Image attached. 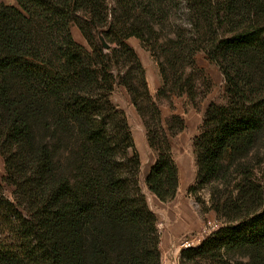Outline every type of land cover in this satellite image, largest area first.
Returning a JSON list of instances; mask_svg holds the SVG:
<instances>
[{
	"label": "trees",
	"instance_id": "1",
	"mask_svg": "<svg viewBox=\"0 0 264 264\" xmlns=\"http://www.w3.org/2000/svg\"><path fill=\"white\" fill-rule=\"evenodd\" d=\"M15 1L0 0V153L14 187L12 199L0 190V264H161L141 160L111 95L119 84L130 94L157 152L145 183L171 202L179 180L170 134L184 122L165 123L159 101L197 97L200 51L226 86L193 140L197 185L228 224L182 259L205 264L207 253L244 248L249 264H264V0ZM97 34L117 46L105 52ZM130 37L158 66L156 97Z\"/></svg>",
	"mask_w": 264,
	"mask_h": 264
},
{
	"label": "rangeland",
	"instance_id": "2",
	"mask_svg": "<svg viewBox=\"0 0 264 264\" xmlns=\"http://www.w3.org/2000/svg\"><path fill=\"white\" fill-rule=\"evenodd\" d=\"M2 1L9 5L17 4L15 0ZM71 32L76 42L87 49H91L76 23H72ZM100 37L97 34V41L101 46H103L102 41L109 46L110 44L112 47L117 46L115 43L109 44L103 36ZM124 42L133 49V46L138 45V42L140 43L141 48L137 55L143 64L146 73L149 72L151 75L153 72L154 81L156 82L157 80L159 82L157 89L153 88L154 90L150 91L152 96L156 97L157 91L162 85V78L156 62L151 57L150 52L142 47L141 42L137 37L127 38ZM104 49L105 52L108 51V48ZM195 65L200 71L197 73L196 78L197 97L191 99L187 95L181 97L172 96L169 99H161L159 101L162 119L165 123L171 122L174 116H178L184 122L182 131H179L181 126L179 122H172L174 134H169L174 162L178 169L177 162L175 161V159H177L180 169H184L185 183L187 187L184 188V190L181 188L180 191H178L176 198L171 202L163 203L155 199V203H152L151 200H149V196H151L152 192L148 189L143 174L145 170L148 168L150 169L153 165L150 163L153 155H155V157L157 156V152L153 151L149 145L147 130L137 112V109L131 101L127 89L119 84L111 95L112 102L119 109L125 111L128 123L131 127L135 147L130 151V154L136 151L141 160L139 182L148 206L154 212L158 220L157 226L161 239V264H186L185 260L182 259V252L184 250L198 248L206 240L217 238L214 234L228 224L223 219L219 218L214 210L210 209L211 192L207 186L202 187L197 185V175L196 178L192 180L193 177L191 170L193 166V158L195 161L193 140L200 132L210 102H224L226 86L225 79L218 66L211 62L202 51L196 54ZM127 70L128 67L122 68L121 66H116L114 72L116 74L119 72L125 74ZM261 151H264V145L261 148ZM255 173L258 177L261 176L259 170L255 171ZM190 186H193L191 192L188 190ZM0 190L8 198H13L14 187L8 184L6 180L5 159L1 153ZM185 242L190 243L191 247H183V243ZM246 252L247 250L244 248L227 251L223 247L214 255L207 253L201 261L205 264H249L250 258L246 255Z\"/></svg>",
	"mask_w": 264,
	"mask_h": 264
},
{
	"label": "crops",
	"instance_id": "3",
	"mask_svg": "<svg viewBox=\"0 0 264 264\" xmlns=\"http://www.w3.org/2000/svg\"><path fill=\"white\" fill-rule=\"evenodd\" d=\"M133 47H134L136 53L139 54V49L141 48L140 43L138 42V45L133 46ZM146 75H147V80H148V83H149L150 91H153L154 89H157V86H159V82L157 80H156V82L154 81L153 72H152L151 75H150L149 72H147ZM192 155H193V153H192ZM155 160H156V157H155V155H153V158H152L150 164H154ZM175 161L177 162L178 169H179V171H178V177H179V188H178V191H180L181 188H183V190H184V188H186L187 185L185 183V173H184V169H180L177 159H175ZM194 162L195 161H194V158H193V166H192V169H191L192 170V177H193L192 180H194L196 178V175H197V173H196L197 172L196 164ZM148 171H149V168L144 171V174H143V178L144 179H145ZM155 199L158 200L156 198V196L152 193L151 196H149V200H151L152 203H155Z\"/></svg>",
	"mask_w": 264,
	"mask_h": 264
},
{
	"label": "built area",
	"instance_id": "4",
	"mask_svg": "<svg viewBox=\"0 0 264 264\" xmlns=\"http://www.w3.org/2000/svg\"><path fill=\"white\" fill-rule=\"evenodd\" d=\"M183 247H185V248L191 247V244L188 242H185V243H183Z\"/></svg>",
	"mask_w": 264,
	"mask_h": 264
},
{
	"label": "water",
	"instance_id": "5",
	"mask_svg": "<svg viewBox=\"0 0 264 264\" xmlns=\"http://www.w3.org/2000/svg\"><path fill=\"white\" fill-rule=\"evenodd\" d=\"M102 42H103V47L107 49L109 47V45L107 43H105L104 41H102Z\"/></svg>",
	"mask_w": 264,
	"mask_h": 264
}]
</instances>
